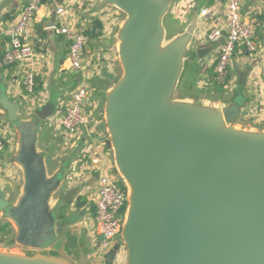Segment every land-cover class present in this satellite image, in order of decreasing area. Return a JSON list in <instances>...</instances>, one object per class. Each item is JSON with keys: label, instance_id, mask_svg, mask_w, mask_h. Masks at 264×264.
Listing matches in <instances>:
<instances>
[{"label": "water", "instance_id": "95a60500", "mask_svg": "<svg viewBox=\"0 0 264 264\" xmlns=\"http://www.w3.org/2000/svg\"><path fill=\"white\" fill-rule=\"evenodd\" d=\"M173 3L103 0L123 15L113 37L121 74L104 95L103 112L127 191L126 264H264V129L237 125L251 101L247 76L228 100L180 97L188 64L206 51L194 49L193 25L169 36ZM6 110L22 185L13 202L0 191V220L11 224L18 247L0 248V264H84L82 243L64 232L80 190L57 196L67 174L50 172L40 148L53 107L29 118L14 104ZM120 248L106 254V264Z\"/></svg>", "mask_w": 264, "mask_h": 264}, {"label": "crops", "instance_id": "0c3cea01", "mask_svg": "<svg viewBox=\"0 0 264 264\" xmlns=\"http://www.w3.org/2000/svg\"><path fill=\"white\" fill-rule=\"evenodd\" d=\"M27 1L0 0V135L7 143V150L0 160V191L9 202L15 201L20 192L22 173L12 162L16 133L6 107L14 104L18 106L20 117L29 118L51 105L54 112L46 122L49 128L64 134L54 115L69 101L78 82V74L71 70L68 60L69 42L64 36L56 34L55 29L60 24V19L47 0H43L24 37V42L33 47L35 59L24 65L2 64L8 41L6 31L19 19ZM62 1L67 7V25L79 27L90 37L83 68L92 86V100L99 108L105 93L121 71L113 38L121 21L120 12L103 4V0ZM243 9L244 14L262 22L257 35L259 48L252 56L236 53L229 71L228 88L209 82L214 75L217 48L208 42V34L212 29H225L226 0H174L166 25L174 34L193 25L198 30L194 49L206 51L202 60L196 59L188 64L180 87V90L185 87L187 91L184 97L228 100L233 95L241 74L245 73L246 91L251 100L244 117L248 122L246 127L264 129V5L260 0H243ZM28 70L36 77L35 92L31 95L23 90L21 83ZM218 89H221V93H218ZM45 133L46 128H43L40 134L41 149ZM88 139V132L76 139V146L72 148V154L67 161L68 169L76 177L79 176L76 182L78 185L74 189L80 190L78 194L87 197L94 196L97 189L96 178L87 171ZM47 162L48 167L50 165L52 168L50 170L49 167L50 172L61 168L59 165L53 167L48 160ZM88 220L93 229L94 212ZM0 224L5 222L0 220ZM97 241V246L100 247L99 238ZM106 254L102 253V257L105 258ZM120 262L124 260L117 259L107 264Z\"/></svg>", "mask_w": 264, "mask_h": 264}, {"label": "built area", "instance_id": "2783aa9c", "mask_svg": "<svg viewBox=\"0 0 264 264\" xmlns=\"http://www.w3.org/2000/svg\"><path fill=\"white\" fill-rule=\"evenodd\" d=\"M47 1L55 8L60 19L55 31L69 42L68 60L71 70L78 74V82L69 101L54 117L67 136L79 138L88 132L87 171L97 182L93 228L100 241L101 254L120 245L115 261L125 260L126 250L121 231L127 209V191L115 169L108 135L101 127L104 121L92 100V86L83 68L90 37L79 27L67 25V7L62 0ZM42 2L43 0H28L19 19L6 31L8 41L2 57L4 66L24 65L35 59V51L24 42V37ZM226 3L225 29L215 28L208 34V42L217 48L214 75L209 82L223 88L229 87V71L236 53L252 56L258 52L257 35L262 27L259 19L244 14L243 0H226ZM35 78L30 70L23 76L22 88L27 94L35 92ZM6 150L7 143L0 135V160Z\"/></svg>", "mask_w": 264, "mask_h": 264}, {"label": "rangeland", "instance_id": "374dc122", "mask_svg": "<svg viewBox=\"0 0 264 264\" xmlns=\"http://www.w3.org/2000/svg\"><path fill=\"white\" fill-rule=\"evenodd\" d=\"M120 19L123 15L120 13ZM169 36H173L172 30L168 29ZM121 71L119 72V75ZM221 89H218V93H221ZM201 94V93H200ZM204 94V93H203ZM180 97L187 95L185 87L180 90ZM213 95V94H212ZM214 96V95H213ZM103 103L100 102L99 108L97 110L99 116L104 121ZM248 122L241 118L237 121V125L246 127ZM105 129L104 124L101 126ZM46 128V133L44 134V139L41 147L47 152L48 161L51 166L54 167L59 165L67 173V179L57 196H62L63 194L70 192L74 189L76 182L79 180L77 175L68 169L67 161L69 156L72 154V148L76 146V139L65 134L55 131L53 128H49L48 122H45L44 129ZM79 146V145H78ZM82 152V151H81ZM50 167V165H49ZM77 168V167H76ZM52 168L50 167V170ZM64 171H61L60 177L63 176ZM94 210V196H82L80 194L74 196L73 202L69 206L68 217L64 225L65 233H72L84 246L82 253V261L84 264H106V260L102 257V250L97 246L98 236L95 231L90 226V221L88 220ZM90 231V232H89ZM91 235V236H90ZM14 236V230L10 223L5 222V224H0V248L2 249H18L12 244V239ZM50 243V242H46ZM52 244V243H51ZM44 244H40L43 246ZM104 251V250H103ZM123 259L124 262L120 264H126L127 255Z\"/></svg>", "mask_w": 264, "mask_h": 264}]
</instances>
